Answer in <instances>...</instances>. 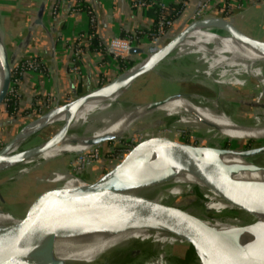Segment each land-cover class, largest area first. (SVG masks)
Masks as SVG:
<instances>
[{
    "label": "bare ground",
    "instance_id": "obj_1",
    "mask_svg": "<svg viewBox=\"0 0 264 264\" xmlns=\"http://www.w3.org/2000/svg\"><path fill=\"white\" fill-rule=\"evenodd\" d=\"M227 26L229 37L206 28L198 30L202 27L196 26L173 48L177 57L187 53H198L199 56L202 52L208 54V56L205 55V58L201 57L199 60L207 63V69L203 70L202 74L204 75L203 79L210 88L218 83L225 84L223 81L228 77L227 75H231L230 69L253 72L258 65L264 67V43H257L244 37L231 27L230 21H228ZM169 36L167 34L161 37L155 43V46H161ZM2 37L0 27V89L2 74L4 71L7 72L2 65ZM153 55L155 57L154 52L150 53L138 64L121 74L114 83L102 88L94 96L86 100H84L85 98L76 99L63 106L54 107L44 117L26 126L17 138L18 144L26 141L29 136L37 133V131L40 132V127L45 125H50L49 127L60 126L57 124L66 122L55 138L24 153L23 158L25 160L20 164L32 162L33 165L17 173L16 178L36 175L43 166L56 158H63L65 154L83 158L82 155L93 149V146L101 140L130 136L134 130L141 127L142 123L153 120L152 113L157 109L155 114H160L162 117L167 114L178 116L177 123L183 127L188 125L187 123H191V125L192 123H201V121L203 124L211 123L210 126H213L211 128L215 129L214 134L218 135L219 139L222 138L220 141L225 138L234 139L232 133H235L237 128L246 130V132L247 129L245 128H248L249 133L252 134V139L264 141V117L253 116L255 118L253 122L233 120L217 107H205L206 103L213 102V100L208 99L209 97H199L197 94L191 96L190 99L177 96L161 106L160 109L154 110L149 105L124 106L121 102H117L118 99L115 96H117L118 87L133 73L147 67L153 61ZM218 68L222 69L220 73L224 72L226 75L221 77L219 73V79H215L212 72ZM233 94L236 98H241L240 94L236 92H233ZM197 98L203 100L205 104H201L200 101L196 103ZM179 99L187 100L188 102H181L190 105L181 106V109L177 105H171L173 101ZM92 109L96 110L90 113ZM259 124H262V126L260 127ZM246 134H244L243 139L249 136V134ZM220 141L215 148L201 145L203 151L198 155L210 175L217 177L220 181L241 187L245 191L242 196H236L226 187L209 188L184 165L182 169L185 168L187 173L183 172L184 170L176 172L171 180L167 182L170 183L167 189L163 188V184L162 186L152 185L157 183L158 177L156 178V176L158 175L150 174L149 171H163L166 163L173 160L179 161L178 158L170 159L164 148H157L144 164L132 172L128 178L132 185L129 186V189L123 191L138 197L149 198L157 203H166L161 197L163 193L170 194L169 196H178L187 192L190 187L197 186L208 199L204 203L205 208L213 210V213L241 211L239 217L231 216L222 219L219 215H214V218H202L218 230L213 231L218 235L217 239L232 246L233 249L236 248L241 253L245 251L246 256L252 259L262 261L264 260V164H259L258 157L260 156L243 159L244 154H253L251 150L218 148ZM16 159L18 157L5 159L2 156L0 158V171L17 167L18 162H13ZM232 161L234 162L230 164ZM219 169L223 171L220 172ZM217 170H219V173H217ZM137 172L139 174H136ZM136 175L139 177H135ZM184 175L186 179L181 181ZM176 177L180 181H175L174 178ZM44 180L56 182L66 187L85 184L83 179L69 171L59 170L51 172L45 176ZM162 188L164 190L161 192L160 189ZM187 212L197 215L191 208L187 209ZM112 215H114L112 211L102 207L75 211L67 221L56 227L52 247L53 254L43 255L41 260L45 264H80L92 261L118 245H127L131 239H143L152 234L154 237L164 240L172 235L161 229L147 227L130 218H118ZM12 219L11 215L0 212V226L16 223ZM248 223L249 226L245 230L237 231V227ZM26 252L24 253L26 254ZM36 255L38 254H30L29 256L35 257ZM199 255L198 264H207L201 252H199ZM0 256L3 258L2 264H22L17 253L10 249L1 250ZM161 259H151L144 264H169Z\"/></svg>",
    "mask_w": 264,
    "mask_h": 264
},
{
    "label": "crops",
    "instance_id": "obj_2",
    "mask_svg": "<svg viewBox=\"0 0 264 264\" xmlns=\"http://www.w3.org/2000/svg\"><path fill=\"white\" fill-rule=\"evenodd\" d=\"M42 6L43 11L38 17ZM199 10L198 17L234 19L233 24L245 34L264 41L262 0H185L180 14L165 35H171L193 19ZM0 18L8 55L14 59L13 67L28 58L41 64L38 72L14 68L12 94L7 93L0 105V142L3 143L23 124L52 105L76 99L115 79L138 61L142 53L135 52L126 58L115 57L107 50L110 39L133 38L135 48L146 50L156 24L153 6L135 7L128 0H0ZM73 67L77 69L73 70ZM163 73L167 74L165 69ZM156 74L164 83L166 78L162 70L158 69ZM143 78L126 94L133 91ZM196 84L193 93L212 99L214 88L207 85L198 88ZM226 90L223 86L219 100L237 101L236 116L244 113L239 106L246 101L223 92ZM233 92L248 95L238 88ZM216 99L213 101L217 102Z\"/></svg>",
    "mask_w": 264,
    "mask_h": 264
},
{
    "label": "water",
    "instance_id": "obj_3",
    "mask_svg": "<svg viewBox=\"0 0 264 264\" xmlns=\"http://www.w3.org/2000/svg\"><path fill=\"white\" fill-rule=\"evenodd\" d=\"M42 11L43 6L39 8L38 17L41 16ZM228 21H230L231 27L244 37L257 43H264L263 40H258L245 34L237 28L228 17H193V19L184 23L179 29L174 31L161 46L155 49L156 51L154 52L155 57L153 61H151L147 67L128 77V79L118 87V93L115 97L118 100L121 99L135 82L144 76L157 71L156 68L159 66V63L174 50L173 48H175L176 44H178V42L192 28L199 26L206 28L207 30L215 29L228 34ZM3 41L4 38L2 37V65L3 69H6L7 72L4 71L2 74L0 105L4 102L9 91L14 63V59L9 57L5 42ZM146 50L138 49L133 46L130 49V54L135 52L142 53V57L138 61L120 73L115 79L76 99L85 98L84 100H86L97 94L102 88L114 83L121 74L125 73L146 58L148 55ZM193 95L194 93H171L162 98L143 103L129 104L123 100H117V102H121L124 106H136L138 104L149 105L152 110H154L160 108L177 96H183L190 99ZM76 99L65 103H56L35 118L23 124L17 132L0 147V158L2 156H4L5 159L18 157V159L13 162H22L25 160V158H23L25 151L32 149L37 144L22 151H15L17 147L22 144H18L17 142V138L21 131L32 122L44 117L52 108L63 106ZM250 102L251 101H249L248 104L252 105ZM254 104L258 105L259 103ZM95 110L96 109H92L90 113ZM49 126L45 125L40 127L39 130L42 131ZM248 139L251 140L252 138ZM106 140L108 139L101 140L97 143ZM41 142L43 143L44 140ZM157 148H164L170 159L178 158L189 171H191L209 188L226 187L238 197L245 193L241 187L229 182L220 181V179L213 177L208 173L204 168V163L201 157L198 155L203 151V148L199 144H188L156 135L144 138L136 143L119 161L112 164L106 172L93 180L84 181L85 184L82 186L66 187L62 184H56L55 186H51L38 192L27 202L20 215L12 216V220L16 223L0 226V251L5 249L15 251L22 264H45L44 261L41 260V257H43V255L53 254L52 247L56 227L67 221L77 210L102 207L112 211L114 214L112 215L113 217L130 218L146 225L147 227L161 229L179 238L181 240L180 242L185 243L195 256V264H198L200 256L199 252L204 256L207 264H264V260L257 261L256 259H252L251 257L246 256L245 251L244 253H241L236 248L233 249L232 246L219 241L217 239L218 235L213 232L218 231L216 228L201 217L187 212L183 207L167 203H157L149 198L138 197L123 191L129 189V186L132 185L128 179L132 172L144 164L146 159H148ZM222 149H228V147H222ZM247 150L253 151V154H244L242 156L243 159H250L259 156L264 153V143L255 145L252 148H245L243 151ZM148 173L161 176H172L174 174L173 171L170 170L158 172L151 170ZM136 174L139 173L137 172ZM135 177L139 176L136 175ZM157 184L162 185L160 183L152 185ZM165 184L170 183H164L163 185ZM0 201H3L2 197H0ZM0 212L2 211L0 210ZM248 226L249 223L241 225L237 227V231H243ZM23 251H27L26 254ZM30 254L38 255L30 257ZM127 259V261L124 260L119 263L115 261L113 262L111 259H103L102 261L94 259L80 264H135L134 261H132V257ZM2 261L3 258L0 256V264H2Z\"/></svg>",
    "mask_w": 264,
    "mask_h": 264
},
{
    "label": "rangeland",
    "instance_id": "obj_4",
    "mask_svg": "<svg viewBox=\"0 0 264 264\" xmlns=\"http://www.w3.org/2000/svg\"><path fill=\"white\" fill-rule=\"evenodd\" d=\"M245 19H247L246 16ZM199 29L203 28H198V30ZM211 31L217 34L228 36L226 32H222L215 29H212ZM155 51H147V54L150 55V53H153ZM205 55L208 56V54L205 52H202L200 56L198 53H187L179 55L177 57L175 55L174 50L171 51L159 63V66L156 68V70H162V74L163 76H165L164 78H166L164 83L157 76L156 71H154L153 73L144 76V78L140 82H138L137 85L134 87L133 91H131L130 93L128 92L127 94L125 93V95L122 96L119 100H123L126 103L133 104L156 100L164 97L165 95H167V93H172L175 91L177 93H193L192 89L195 88L194 85L196 83V85H198V88H206L207 84L206 81L203 79L204 75L202 74V71L207 69V63L202 60H199V58L204 57ZM164 69L167 74L163 73ZM221 70L222 69L218 68L217 70L212 72L213 78L219 79L220 76L224 77V75L226 74L224 72L220 73ZM229 71L231 75H227L228 77L224 79L223 82L225 84L222 85V83H218L212 86V88H214L215 90L213 95H211V97L213 96L212 99L206 97L209 100L216 99L215 95L217 94V92H219V98L216 99L217 102L213 101L205 104L203 100L197 98V100H195L196 103L200 101L202 102L201 104H205V106L209 108L217 107L220 109L221 112L225 113L226 115L232 116L233 118H231L233 120L239 122H253V120L255 119L253 116L257 115L264 117V67L262 65H258L256 68H254L253 72L247 70L240 71L235 69H230ZM175 80H177V83L175 82ZM169 81H171V83H168ZM223 86H225L227 89L223 92L231 94L232 97H235V95L233 94V90L236 88L240 89L241 92L244 91L248 94L246 96L245 94H242L240 95L242 96L241 98H237L240 101H246L244 105L241 104L242 106H239L240 109H244V113L240 112L241 114L236 116L235 108L238 106L237 101L231 100L223 102L222 100H219L221 99ZM202 96L203 95H199V97ZM191 100L195 102L193 99ZM181 101L188 102L187 100L179 99L178 101H173L171 105H177L180 107V109L182 108L181 106L190 105ZM249 101H251L250 103L252 105L248 104ZM254 103L259 104L256 105ZM155 112L152 113L153 120L142 123L141 127L134 130L132 135L125 136L122 139L115 138L111 140H106L107 142H100L93 146V149L84 153L82 155L83 158L72 157L70 154H65L63 158H56L45 166H43L38 174L33 176L28 175L23 178H16L17 173L21 172L26 168L31 167V165H33L31 164L32 162H28L29 164L25 163L23 165L20 164L21 162H18L17 167L0 171V197H2L3 199V201H0V210L11 216L20 215L23 212L27 202L34 195H36L43 189L59 184L56 182H49L44 180L45 176L55 170L69 171L70 173L76 175L84 181L93 180L102 173L106 172L112 164L119 161L129 149H131L136 143H138L144 138L160 135L164 137H169V139L171 140L193 145L199 144L200 146L202 145L210 148H215L220 139H222H219V136L214 134L213 131L215 129L211 128L213 126H210L211 123L209 122L203 124L201 121V123H192V125L191 123H187L188 125L183 127L177 123L178 116H171L167 114L162 117V115L155 114ZM63 124L58 123L57 125L60 126L54 125L48 127L40 134H34L30 136L26 141H24L20 146H18V150L16 149L15 151H22L33 146L34 144H37L36 146H34L36 148L44 144L46 141H50L60 133ZM259 125L260 127L262 126V124ZM245 129H247V132L246 130L237 128L235 130V133H232V138L234 137V139L225 138L224 140L220 141V145L218 146V148H222L225 146V144H228V148L247 149L252 148L255 145L264 143V141L261 142V140L248 139L252 138V134L249 133L248 128ZM245 133L249 134V136L244 137L243 139ZM42 140H44L43 143L41 142ZM3 144V141H1L0 147ZM118 145L120 146L118 147ZM34 147L32 149H34ZM32 149L27 150V152ZM259 156V164H264V153ZM233 162L234 161H232L230 164H232ZM183 167L184 166L180 161L173 160L171 162L166 163L164 165L163 170L173 171L174 174L180 170H184L183 172L187 173L185 168L182 169ZM219 170L220 172L223 171L222 169ZM219 170H217V173H219ZM172 176L158 175L156 176V178L158 177L157 183H167L171 180ZM185 179L186 177L184 175L181 181ZM174 180L180 181L178 177L174 178ZM163 186L164 189H167L170 185L165 184ZM163 188L160 189L161 192L164 190ZM169 195L170 194L166 193H163L161 195V197L165 200L167 204L181 206L186 210L191 208L192 211L201 218H214V215H219L222 219H225V217H239L241 215V211L231 212L232 214L229 213V211H221L219 214H215L212 212L213 210L206 209L204 203L208 201V199L195 185L190 187L187 192L179 194L178 196ZM180 241L181 240L179 238L173 235L163 240L156 238L151 234L143 239H131V241H129L127 245H118L116 248L102 253L96 259H98V261H102L103 259H111L113 262L117 261V263H119L124 260L127 261V258L132 257V261H134L135 264H143L151 259L155 260L162 258L164 262H168L169 264H195V256L190 250L189 253L186 252L188 246Z\"/></svg>",
    "mask_w": 264,
    "mask_h": 264
},
{
    "label": "built area",
    "instance_id": "obj_5",
    "mask_svg": "<svg viewBox=\"0 0 264 264\" xmlns=\"http://www.w3.org/2000/svg\"><path fill=\"white\" fill-rule=\"evenodd\" d=\"M131 5L135 7H145L147 5H151L154 7L156 12V24H155V32L152 35V40L146 50L154 51L157 47L155 43L166 34L167 28L171 25L172 21L168 18L169 15V5L165 2L166 0H128ZM264 3V0H262ZM201 10H199L195 17L199 16ZM93 23V22H92ZM152 45V46H151ZM133 47V38H121V37H113L110 39L107 45V50L112 53L115 57L126 58L130 55V49ZM15 69H29L33 71H41V64L35 59H22L20 64L18 63L16 66L12 68V73ZM76 67H73V70H76ZM12 75V74H11ZM12 87L10 84L8 93L12 94Z\"/></svg>",
    "mask_w": 264,
    "mask_h": 264
},
{
    "label": "trees",
    "instance_id": "obj_6",
    "mask_svg": "<svg viewBox=\"0 0 264 264\" xmlns=\"http://www.w3.org/2000/svg\"><path fill=\"white\" fill-rule=\"evenodd\" d=\"M166 3H167V5H169V7H170V11H169V15H168V18L171 20V21H173L179 14H180V12H181V10H182V7L184 6V4H185V0H166L165 1ZM135 63V62H134ZM132 65V64H131ZM130 65V66H131ZM130 66H128V67H130ZM127 67V68H128ZM11 78H12V75H11ZM120 145H118V147H119ZM224 147H228V144H225V146ZM187 250V251H186ZM185 251L186 252H190L189 250V247L186 249Z\"/></svg>",
    "mask_w": 264,
    "mask_h": 264
}]
</instances>
